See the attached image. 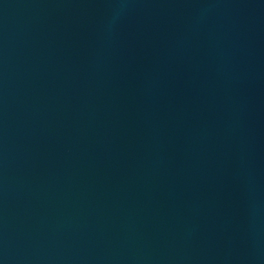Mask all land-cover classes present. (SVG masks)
<instances>
[{
  "label": "water",
  "instance_id": "water-1",
  "mask_svg": "<svg viewBox=\"0 0 264 264\" xmlns=\"http://www.w3.org/2000/svg\"><path fill=\"white\" fill-rule=\"evenodd\" d=\"M0 264H264V0H0Z\"/></svg>",
  "mask_w": 264,
  "mask_h": 264
}]
</instances>
